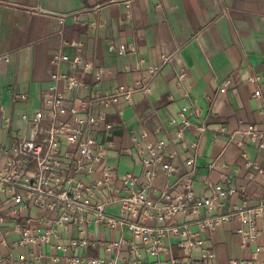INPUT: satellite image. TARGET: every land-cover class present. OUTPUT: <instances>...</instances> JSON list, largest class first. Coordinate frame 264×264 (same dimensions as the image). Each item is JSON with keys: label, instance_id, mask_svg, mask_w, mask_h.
Instances as JSON below:
<instances>
[{"label": "crops", "instance_id": "1", "mask_svg": "<svg viewBox=\"0 0 264 264\" xmlns=\"http://www.w3.org/2000/svg\"><path fill=\"white\" fill-rule=\"evenodd\" d=\"M0 54L8 57L0 61V169L13 156V145L34 137L30 120L39 109L45 113L40 134L46 133L52 108L47 99L58 95L62 111L52 121L76 129L77 137L69 142L66 132L57 134L55 171L62 179L54 188L78 183L81 190V207L67 209L71 219L56 225L50 238L67 247L51 248L21 243L14 227L42 226L61 203L46 196L35 203L21 184L0 183V264H93L92 258L102 264H175L172 259L200 254L201 247L186 251L184 239L171 231L161 235L157 254L148 253L125 224L94 220L93 205L107 199L109 217L156 227L186 223L214 253L213 264H264V215L256 217L250 239L237 231L249 230L237 217L201 227L205 209L163 222L154 218L167 201L163 193L184 190V161L191 155L188 176L198 193L209 195L214 183L235 188L213 212L264 203V148L236 131L247 124L264 131V0H0ZM67 78L76 83L67 86ZM127 86L133 88L129 96L110 98ZM182 105L190 124L178 136L170 118ZM87 137L101 145L91 169L79 163L78 144ZM156 140L165 145L157 161L145 165L147 143ZM22 172L21 182L32 179V159ZM127 172L136 187L145 186L153 206L123 207L118 201L129 194L122 181ZM17 193L21 201L15 204ZM13 205L16 216L10 214ZM72 239L85 244L72 245ZM113 240L121 241L107 250ZM78 253L83 259L72 262Z\"/></svg>", "mask_w": 264, "mask_h": 264}, {"label": "built area", "instance_id": "2", "mask_svg": "<svg viewBox=\"0 0 264 264\" xmlns=\"http://www.w3.org/2000/svg\"><path fill=\"white\" fill-rule=\"evenodd\" d=\"M62 59H69L66 54L61 55ZM8 57L6 54H0V61L7 60ZM73 62L78 61V57L74 56L71 58ZM61 76H64L61 74ZM185 72H180V77H184ZM254 79V77H251ZM76 80L74 78H67V86L75 84ZM228 85V80L223 82L221 90H224ZM147 88V87H145ZM132 87H123L120 88L117 92L111 95L112 100H116L117 96L124 94L129 96L132 92ZM256 95H260L261 92L259 89L255 90ZM20 97H24V94H20ZM61 97L55 95L47 99V102L52 105L51 110L47 113L49 117V127L46 129L45 134H40V125L45 116L43 110H37L31 117V127L33 130L34 137L29 139H24L18 142L11 147L10 151L12 157L4 164L0 169V183H9L16 182L26 187L30 192L34 194V202L40 203L41 198L46 196L52 199H55L61 203V211L54 217H46L42 226H32V225H22L17 223L14 227V230L20 233V242L21 243H47L51 248H63L67 246L61 242H50L51 236L54 234L55 226L63 222H67L71 219V216L67 212V209L78 207L80 208L81 204L79 203V196L81 193L80 185L78 183L73 184L71 178H67V183H72L67 188H54V185L57 184L62 177L55 171V152L59 146L57 139V134L60 132H66V138L69 142H75L77 137V130L71 129L66 124L56 125L52 120L56 117L59 111H62L61 107ZM195 111H198V108H194ZM189 109L187 105H182L177 113L170 118V122L177 124L179 127L176 131L178 136L184 135V129L189 126ZM200 130H203V126H199ZM237 132L242 133L247 138H249L258 148H264V131L255 129L253 124H247L244 127H241L236 130ZM183 148L188 147L186 141L180 142ZM165 142L163 140L149 141L147 143L146 155L142 158V161L145 165L152 164L157 161L159 153L162 151ZM99 145L94 138L87 137L85 140H82L78 144L79 152L81 154V159L79 163L82 164L87 169H91V163L98 158L95 150H99ZM28 159H32L35 164V173L30 181L28 179L21 182L23 177V166ZM195 161L194 155L187 157L184 161L185 166L188 168L186 174L182 179V184L184 190L180 192H175L172 196L169 193H163V197L167 201L161 205L159 211L154 215V218L157 221L163 222L170 220L177 213H183L190 210L193 213H199L201 209H205L207 214L199 220L201 227H207L213 229L220 225L222 222L228 220L230 217H237L243 224L249 226L248 231H244L242 227L237 228V231L243 235L244 238L250 239L255 237V219L257 216L264 215V203L259 204L254 208L244 209L240 206L236 207L233 211L229 213H220L213 212L218 208L223 200L229 195L235 192V188L224 187L219 183H214L211 185L212 192L209 195H204L198 193L190 185L189 173L191 167ZM164 168L171 170L172 167L169 163L163 164ZM98 180L97 182H101ZM123 184L126 186L129 194L124 197H119L118 201L122 204L123 207H129L132 204L134 207L138 206H153V203L149 200L146 189L144 185L135 186L136 178L132 172H127L123 177ZM13 202L15 204L21 201V195L19 193L13 195ZM110 200H101L96 202L93 205L94 211V220L102 221L104 220L110 226L125 224L127 228L132 233L134 238H137L141 243H145V249L148 253L155 255L161 248V235L165 231L175 232L176 235L184 239V244L186 251L194 248L201 247L200 254L195 257L192 255H187L185 260L175 261V264H213L214 253L207 247H203V239L196 236V233L190 231L186 223H175L169 224L168 226H150L140 222L127 221L123 217H109L105 214V206L109 203ZM87 202H82V205ZM18 213V207L13 205L10 208V214L16 216ZM4 216L0 214V219H3ZM81 215L78 216V219L81 220ZM121 240H113L105 244V248L110 250L113 247H116L120 244ZM72 245L82 247L85 244L84 239H72L70 242ZM133 246V243H131ZM83 259L81 253H78L77 256L72 257L70 260L72 262H77ZM93 264H102V258H92L88 260ZM133 264H138V262H133Z\"/></svg>", "mask_w": 264, "mask_h": 264}]
</instances>
